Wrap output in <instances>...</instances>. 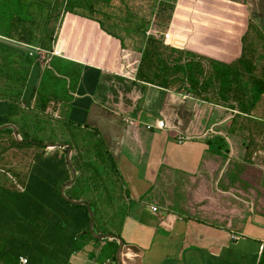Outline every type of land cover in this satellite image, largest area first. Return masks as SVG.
Masks as SVG:
<instances>
[{
	"label": "trees",
	"instance_id": "trees-1",
	"mask_svg": "<svg viewBox=\"0 0 264 264\" xmlns=\"http://www.w3.org/2000/svg\"><path fill=\"white\" fill-rule=\"evenodd\" d=\"M225 1L248 5V0ZM94 2L0 0V104L5 106L0 126L12 125L20 140L12 129L0 130V264H19L20 257L27 264H116L118 242L95 236L121 239L115 221L127 215L129 195L99 132L65 114L81 66L69 68L59 57L37 62L21 46L51 51L64 17L75 8L90 9ZM207 6L212 12H230L219 4ZM235 16L225 25L231 37L236 35L231 29L237 33L242 27ZM216 20L213 26L225 21ZM55 50L62 49L57 45ZM234 51L224 50L223 56ZM33 72L35 82L24 101ZM135 79L227 109L231 117L225 134L242 140L246 157L264 151V31L255 20L248 17L239 54L230 61L149 36ZM48 145L55 147L47 151ZM263 256L264 247L257 264Z\"/></svg>",
	"mask_w": 264,
	"mask_h": 264
},
{
	"label": "crops",
	"instance_id": "crops-1",
	"mask_svg": "<svg viewBox=\"0 0 264 264\" xmlns=\"http://www.w3.org/2000/svg\"><path fill=\"white\" fill-rule=\"evenodd\" d=\"M200 1L196 0L197 4ZM179 2L164 31L158 30V19L152 15L135 14L139 17L131 19L100 7L64 17L61 27L70 19L73 38L74 29L86 26L88 33L80 29L75 31L77 35L85 34L89 41L97 36V30L103 42L110 30L117 31L126 46L118 49L114 63L94 64L76 58V45L74 50L59 42L55 45L62 49L59 58L83 67L72 94L69 120L96 129L104 139L128 189V224L145 227L137 238L130 234L122 240L121 264H257L264 230L254 219L255 191L258 197L260 191L252 177L255 169L264 172V157H259L264 151L246 157L248 152L242 147L240 156L233 159L237 138L225 134L230 111L135 79L149 36L222 61L239 54L240 44H236L232 56H223L231 45L230 37L206 25L196 8L187 10L184 3L179 8ZM243 32L236 42L240 43ZM110 43L108 40L105 47L107 54L101 55L103 62L110 55ZM120 83L126 84L129 92ZM111 88H122L123 93L108 95ZM98 92L105 95L97 97L100 101L95 98ZM158 121H163L164 129L156 127ZM176 135L182 136V143L178 144ZM150 207L157 211L153 213Z\"/></svg>",
	"mask_w": 264,
	"mask_h": 264
},
{
	"label": "rangeland",
	"instance_id": "rangeland-1",
	"mask_svg": "<svg viewBox=\"0 0 264 264\" xmlns=\"http://www.w3.org/2000/svg\"><path fill=\"white\" fill-rule=\"evenodd\" d=\"M179 1H181L182 4L183 3L186 4L187 8H189L187 10H192L193 8H196L195 10L200 12V14L202 15V18L205 19L204 21L206 22V25H211L212 29L214 28L216 32L218 31V33H219V30H220V31H222L221 32L222 34H225L228 37H230L229 38L230 41L235 40V42H234L235 46L231 49L229 48L228 50H236L237 49L236 44H240V43L236 42V38L239 37L241 35V33L243 32V30L246 29L248 17L251 18L252 20H255V22L258 25L262 26L263 31H264V0H251L247 6L236 5V4H232L230 2H227V1H220V0H203V1H200L199 4H197L196 0H177V1L176 0L175 1L174 0H113L110 3V5H107L108 1L95 0V2L92 3L91 6H92V9L94 8L96 10L98 7H100L101 9L105 10L106 12H109V13L111 12V13H114L116 15L118 14L121 17H122V15H127V18H131V19L135 16L139 17L135 14H143V15L149 16V17H150V15H152L151 16L152 18L158 19V30L164 31L165 30L164 26L166 27V21L167 22L170 21L171 15L174 12L175 8L177 7V3ZM203 2H207V4H205ZM103 4L106 8L105 7L103 8ZM208 4H217V5L219 4L224 9L230 10V12H225L223 10L222 11L220 10L219 13L212 12L211 8H209V6H207ZM197 7H199V8H197ZM80 10H84V11L82 12ZM87 12H91L90 9H81V8L73 9V14H79V13L84 14ZM235 15H238L240 23L242 24V27L237 33L235 32L234 29H231L234 31V34H236L234 37H231V35L226 33L227 31H225V29L229 28V26H225V25H228V22L230 20L235 19L237 17ZM217 16H219V18H222L225 21L224 22L221 21L219 23V25L213 26V22L216 23V21H217L216 20ZM230 17H232V18H230ZM227 20H228V22H226ZM63 21H65V19ZM70 22H71L70 19L66 20L65 27H64V25L61 27V29L58 33V38L56 39L57 44L59 42L63 48L67 47V45H68V46H70V48L72 50H74V47L76 45V47H78V50H76L74 53V54H76L75 55L76 58H86L89 62L94 63V64H99V63L112 64L118 60L117 54H119V52H120V50H118V49L119 48L122 49L125 46V45H123V44H125V40L121 38V37H123V35H120L121 32H117V31L115 32V31L110 30V32L107 34L109 36H105V40H103V42H102L99 39V35L97 33V30H95V36L96 35L97 36L92 37L88 41V38L85 36V34H82V35L78 34L77 35V33L75 31L83 29L86 33H88V31L90 29L86 28V26H82L80 28L78 27V28L74 29L75 31H72V32L75 33L74 36H76V38L75 37L73 38L70 36L71 27H72V26H70ZM62 24H63V22H62ZM156 24H157L156 22H153V25H156ZM206 25H205V27H206ZM218 33L216 36H220V35H218ZM231 34H233V32ZM108 40L111 41L110 45L107 47L110 55L107 56L108 58L105 56V58L107 60H105L106 62H103L102 61L103 57L101 55L107 54L105 47L107 45ZM112 42H115L118 44V47H116V49L114 48V46H113L114 44H112ZM230 47H232V46H230ZM65 64L69 68L76 67L71 62H68ZM257 64L260 65L261 60H259L257 62ZM81 69H83V67H81ZM35 78H36V75H35V72H33L32 77L29 80V84H28V87H27L26 92H25L24 101H27V99L30 95L33 83L35 82ZM111 79H109V80H111ZM103 82H104V80H103ZM120 84L122 85V88H124V90L126 92H129L130 89H129V87L125 86L126 84H122V83H120ZM121 89L120 90H116V89L113 90V88H111V91L109 92L108 95L112 96L114 94L118 95L119 93H123L121 91ZM103 95H104L103 93L98 92V95H96V97H95L96 100L100 101L99 99H97V97H102ZM4 109H5V106L3 104H0V110H4ZM70 110H71V104H70L68 110H66V112H65L68 119L71 118L70 114H69ZM0 122H1V118H0ZM209 137H207V139ZM230 138H231V136H230ZM236 140L237 139H235L233 143H238V147H236V149H235L233 159L237 158V156H240V153L242 151L241 148L243 147V145L239 144L242 142V140H238L239 142H237ZM172 142L174 143V139ZM236 145L237 144H235L234 147ZM51 148L47 147V151L51 150ZM259 157H264V154L259 156ZM253 158H254L253 159L254 161L257 160V156H254ZM250 170L251 169L249 168V171ZM254 171H255L254 178L252 176L251 177H252V180L254 182L256 180L255 185L259 188V191H260L259 197L257 195V191H255V194H256L255 195V202H256L255 206L257 209L256 210L257 216H255L254 219L257 222H261L260 225L262 226V228L264 230V172L261 170L260 171L256 170V169ZM126 189H127V186H126ZM127 191H128V189H127ZM144 199L147 200V202L150 201L149 196H148V198H147V196H145ZM171 203H169V204H171ZM130 205H131V203H130ZM166 206H169L170 208H172V205H166ZM128 209H129V206H128ZM179 214L181 216H183L182 214H185V213H183V211H180ZM183 217H181V218L185 219ZM185 217H188V215H185ZM127 218L128 217L126 216V217H124V219L122 218V219H118L115 221L119 227L118 234L120 233L119 234V236L121 238L120 240H127L130 237V234H132V238L135 239V238H137V236H140L143 231H145V227L142 225L131 226L130 224H128L129 220ZM120 231H122V232H120ZM261 264H264V256H263Z\"/></svg>",
	"mask_w": 264,
	"mask_h": 264
},
{
	"label": "built area",
	"instance_id": "built-area-1",
	"mask_svg": "<svg viewBox=\"0 0 264 264\" xmlns=\"http://www.w3.org/2000/svg\"><path fill=\"white\" fill-rule=\"evenodd\" d=\"M163 42L166 45H169L164 40H163ZM21 46L25 49L27 55L30 58L34 59L37 62L44 61L43 62L44 64H47L52 57H63V54L61 51L59 53L56 52L55 45H52V49L49 52L44 51L42 49H39L38 47L30 46V45L21 44ZM156 127L158 129H164L163 121H158ZM146 128L150 129L151 126L146 125ZM176 140H177L178 144L183 142V138L181 135H176ZM150 210L154 213L157 211V208L156 207H150ZM19 264H27L26 258H23V257L19 258Z\"/></svg>",
	"mask_w": 264,
	"mask_h": 264
},
{
	"label": "water",
	"instance_id": "water-1",
	"mask_svg": "<svg viewBox=\"0 0 264 264\" xmlns=\"http://www.w3.org/2000/svg\"><path fill=\"white\" fill-rule=\"evenodd\" d=\"M6 128L12 129L13 130V133H14L15 139L17 141H20L19 138H18V135L16 133V130H15V128L12 125H3V126H0V130L6 129ZM47 147L48 148H51V147H55V146L48 145ZM71 173H72V176L75 175V172L74 171H71ZM71 184H72V180L69 183H67L64 187H62V189H61V195L62 196H63L64 189L67 188V187H69ZM77 204L78 205H82L84 203L78 202ZM88 211H89V217H90L89 230L91 232L92 231V214H91V212H90L89 209H88ZM95 237L98 238V239H103V238L114 239V240H116L118 242V248H117V251L115 253V260H116V264H121V248L123 246V241L120 240L117 237L112 236V235H103V236H95Z\"/></svg>",
	"mask_w": 264,
	"mask_h": 264
}]
</instances>
